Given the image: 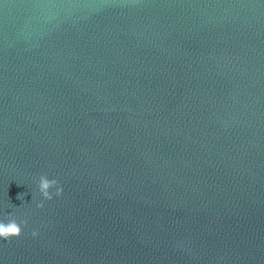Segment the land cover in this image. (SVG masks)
<instances>
[{"label":"water","instance_id":"95a60500","mask_svg":"<svg viewBox=\"0 0 264 264\" xmlns=\"http://www.w3.org/2000/svg\"><path fill=\"white\" fill-rule=\"evenodd\" d=\"M10 212L0 264H264V0H0Z\"/></svg>","mask_w":264,"mask_h":264},{"label":"clouds","instance_id":"9594fccd","mask_svg":"<svg viewBox=\"0 0 264 264\" xmlns=\"http://www.w3.org/2000/svg\"><path fill=\"white\" fill-rule=\"evenodd\" d=\"M36 191L40 200L35 203L36 208L44 207L45 201H51L53 196L60 197L63 189L57 179H50L47 175H40L35 179ZM54 190V191H53ZM24 195H18V199ZM32 200H34L32 196ZM27 226L26 220H17V218L10 212L6 218H0V240H9L10 238L19 237L22 229ZM32 237H36L38 233L32 231Z\"/></svg>","mask_w":264,"mask_h":264}]
</instances>
